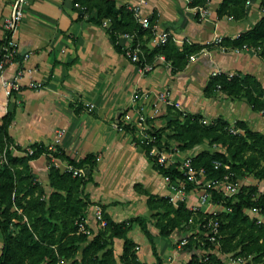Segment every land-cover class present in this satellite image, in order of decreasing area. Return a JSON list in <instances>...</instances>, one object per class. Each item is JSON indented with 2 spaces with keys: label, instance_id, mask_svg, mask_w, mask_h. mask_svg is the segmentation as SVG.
<instances>
[{
  "label": "crops",
  "instance_id": "1",
  "mask_svg": "<svg viewBox=\"0 0 264 264\" xmlns=\"http://www.w3.org/2000/svg\"><path fill=\"white\" fill-rule=\"evenodd\" d=\"M115 1L127 7L138 5L143 16L154 17L158 28L187 42L201 44L202 48L195 53V59H188L183 68L174 72L159 62L152 71L141 74L123 52L114 48L105 27L79 16L73 0H27L15 33L19 52L3 72L7 78L19 76L21 88L6 96L0 84V125L2 117L13 111L8 131L14 143L22 147L34 142L56 145L75 160L94 153L95 164L84 184V192L93 202L86 211L87 222L93 225L95 206L116 222L141 215L148 220L161 264H185L192 250H196L195 241L187 248L177 243V233L158 234L152 217L156 209L147 204L148 197L168 196L171 189L138 144L136 107L131 105V95L134 90L142 93L167 87L185 111L200 112L207 118L219 115L228 120L246 118L250 126L251 123L263 126L258 117L260 112L252 111L250 117H243L247 106L243 98L231 99L216 88L205 92L204 87L217 70L250 73L264 84V60L254 49L222 50L212 41L216 35L234 37L249 28L246 19L217 18L215 9L221 0L209 1L210 13L204 21L196 18L187 0ZM13 6L14 0H0V40L2 22L12 13ZM261 12L257 1L252 0L248 16L253 22L249 23L253 25ZM124 42L125 38L119 35L118 44L122 46ZM25 52H30L26 58ZM30 80L42 82V87H27ZM152 99L139 100L149 116ZM87 103L93 104L92 110L87 109ZM165 113L164 108L162 118L168 119ZM157 120L152 125L163 122ZM60 127L65 132L55 144V131ZM46 160L42 154L30 161L33 175L37 179L40 176L44 184ZM194 195L188 193L187 200L194 201ZM128 235L136 242L138 259L153 264L156 259L150 241L140 226L133 223ZM117 242L120 247L114 249L119 256L122 241L115 238L114 245ZM140 243H145L142 254Z\"/></svg>",
  "mask_w": 264,
  "mask_h": 264
},
{
  "label": "trees",
  "instance_id": "2",
  "mask_svg": "<svg viewBox=\"0 0 264 264\" xmlns=\"http://www.w3.org/2000/svg\"><path fill=\"white\" fill-rule=\"evenodd\" d=\"M248 0H221L215 9L217 18L243 20L249 13ZM262 10L254 24L242 30L234 37H223L222 43L228 48H242L244 44L254 47L264 60V0H256ZM73 3L84 5L90 14L87 19L101 24L107 18L110 21L107 33L117 51H122L118 44V33H135L136 38L146 42L151 37V30L141 29L133 11L126 5H117L115 0H73ZM189 6L206 5L208 0H190ZM79 16L83 17L79 10ZM154 17L150 22L154 23ZM2 39L0 40V42ZM201 44L184 41L177 43L174 39L157 47L144 46L146 59L151 61L158 53H164L171 64V72L183 68L189 55L198 52ZM220 85L232 96L242 97L253 111L264 108V84L253 74L235 73L230 79L224 73L211 75L204 87L210 92ZM175 109V110H174ZM13 111H8L2 117L0 125V151L5 153V162L0 164V264H149L138 259L136 242L128 235L133 223L140 226L151 244V252L155 256L153 264H161L153 240V234L148 227V220L136 216L122 222H116L104 212L106 224L98 229L92 237L86 231H79L78 222L85 218L86 211L93 202L84 192V184L90 179L91 170L95 164V154L87 153L77 160L68 157L60 147L55 151H47L43 143L34 142L28 147L34 148L33 153H23L26 147L14 143L9 134L8 126ZM169 115L163 126L154 127L150 134L159 148L171 149L172 143L181 149H191L196 145L206 144L208 147L198 150L192 158L193 165L204 168L205 179H220L225 174L231 181H236L242 175L240 170L250 169L256 183L242 184L238 192L232 196H223L211 190L214 203H221L226 209L219 212V251L222 254L243 257L240 264H264V217L261 219L252 215L250 209H258L264 216V132L253 129L242 119L228 120L217 116L209 124L202 123L204 116L200 112H188L173 106L165 107ZM233 124L241 127L242 134H233L228 128ZM12 144L13 149L8 145ZM217 145L220 149H212ZM145 153L149 154L151 143L141 144ZM17 150V151H14ZM222 149V150H221ZM46 156V183L37 179L32 173L30 161L37 159L43 152ZM51 156L62 158L75 166L87 168V177L72 176L63 172L51 160ZM221 162L215 167L214 161ZM162 175L172 180L183 178V174L175 165L160 167L153 162ZM228 165V169L225 167ZM194 187L186 182L185 190ZM210 189V188H209ZM189 201L179 199L175 204L167 196L147 198L150 208L156 209L152 214L158 234L169 236L177 233L180 238L188 236L185 244L190 248L192 228L188 219L191 212ZM199 212L197 217L202 218ZM189 231L191 232L188 235ZM115 238L120 239L121 252L116 256ZM214 247L206 243L204 246ZM206 255L192 250L190 259L185 264H224L215 252Z\"/></svg>",
  "mask_w": 264,
  "mask_h": 264
},
{
  "label": "built area",
  "instance_id": "3",
  "mask_svg": "<svg viewBox=\"0 0 264 264\" xmlns=\"http://www.w3.org/2000/svg\"><path fill=\"white\" fill-rule=\"evenodd\" d=\"M190 0H187L189 2ZM209 1L206 5H197V6H189L191 9L194 10V14L196 18H198L201 21L207 20L209 17ZM27 0H14V6L12 13L6 17L2 22V29H3V36L2 41L0 42V84L3 89V93L6 96H11L13 91H17L21 88L20 83V77L19 76H13L10 78L4 77L3 72L6 68V66L11 63L14 60L15 55L19 52L18 45L15 39V33L18 29V26L20 22L23 19L24 15V8L26 6ZM250 3V1H247V5ZM75 7L78 8L81 12L83 17L87 18L90 14L88 13L86 7L84 5H81L79 3H75ZM129 9L133 11L134 18L138 24V26L141 29H149L151 30V37L148 41H144L143 38H136L135 33L130 32H122L118 33V36H123L125 38V42L122 45V51L123 54L136 65L138 71L141 74H145L147 72L152 71L155 68V65L159 62L165 63V65L171 67L170 61L166 59L164 53H158L154 56V58L151 61H148L146 59V54L144 51V46L149 45L152 47L162 46L164 45L169 38L174 39L177 43H183L185 40L179 39L175 37L170 31L160 29L156 26L155 23L150 22V18L147 16H143L139 10L138 5H131L129 6ZM229 19H231L229 17ZM110 24L109 19L105 18L102 20L101 25L105 28H108ZM223 36L216 35L213 38V42L218 44L220 49L224 50L227 49L225 45L222 43ZM254 49V47L244 44L242 48H233L236 51H239L240 49ZM257 51V50H256ZM30 55V52H25L24 57H28ZM189 60L195 59V53L189 55ZM21 71H19V74ZM224 73L226 75L227 79H230L235 75L236 72L232 71H221L217 70L214 71L212 75H220ZM27 87L29 88H40L42 87V82L36 81V80H30L27 84ZM217 87L219 88L220 85L218 84ZM146 97L147 99H152V104L150 105L151 109V117H156L159 114H162V111L164 108L168 105L173 106L177 109L184 110L182 107V104L174 99V97L171 94V91L169 88L164 87L158 91H142V93L134 90L133 94L131 95L130 102L132 106H135L136 109V118H137V131L139 135L140 142L145 143H151L150 149H149V158L152 160V162H155L160 167H169L171 165H175L176 168L183 174V178L176 177L175 179H171L167 175H163L166 183L169 185L171 189V194H169L167 197H169V200L172 203H176L179 199H187L188 193H197L196 199L194 201H190L188 203V209L191 212V216L188 219V223L190 225L197 224V232L198 234H195L192 236L193 239H197L198 243L195 242L196 250L198 252H201L206 255L205 259H207V255L209 252H215L220 257H225L229 259V264H240L243 262V257L241 256H230V253L222 254L219 251L220 242H219V212L221 210L226 209L221 203H214L211 199L212 192L216 191L220 193L223 196H232L236 194L240 188L239 181H231L228 177V174H225L220 179H212L210 181L205 179V171L204 168H197L193 165V155L194 153H188L184 154L183 157L179 160L176 158V150H178L177 147L173 146L171 149L167 150L164 148H159L157 144L154 143V138L150 134V128L148 126V123L146 121L147 116V110L146 107L143 105V102H140L139 100ZM87 109L92 110L93 104L87 103ZM262 114H264V108L262 109ZM202 123L209 124L213 120L212 119H201ZM120 129V127L118 126ZM229 132H232L233 134H242L244 130L241 127H237L233 124L230 125L228 128ZM65 132L64 127H60L56 129L55 131V137H54V143L57 144L60 142L62 135ZM9 148L13 149V145L9 144ZM57 149L56 145H48L47 151H55ZM214 149H220L219 146L213 145ZM222 150V149H221ZM14 151H17L14 149ZM34 148L26 147V150L23 151V153H33ZM45 151L42 154L48 155V152ZM41 154V155H42ZM5 153L4 151H0V164L5 162ZM60 158H55L51 156V160L55 163L56 166L60 168L63 172H68L72 176H79V177H87V168L83 166H75L73 164H70L68 162L62 163ZM58 160V161H57ZM221 162L218 160L214 161V166H220ZM225 167L228 169V165H225ZM186 182H191L194 184V187L190 189L189 191L185 190ZM210 188V189H209ZM95 219L100 224V226H104L106 224V220L103 217V211L102 208L99 206H95ZM199 212L204 213V216L202 218L197 217V221L194 219V216H197ZM250 212L256 213V217L261 219L264 217L261 213H259L258 209H250ZM79 231H86L88 232V229L85 225L84 220H80L78 222ZM193 233V232H192ZM191 232L189 231L188 235H190ZM188 242V236H183L180 238V240L177 242L181 246H185V244ZM206 243L213 245L214 247H204ZM2 245V244H1ZM0 245V248H1ZM135 248H138L137 246ZM58 264H62L61 262Z\"/></svg>",
  "mask_w": 264,
  "mask_h": 264
},
{
  "label": "rangeland",
  "instance_id": "4",
  "mask_svg": "<svg viewBox=\"0 0 264 264\" xmlns=\"http://www.w3.org/2000/svg\"><path fill=\"white\" fill-rule=\"evenodd\" d=\"M249 14V13H248ZM244 19H246L245 21H247L248 23V27H251L252 26V24L251 23H249V21H252V19H251V17H249L248 15L244 18ZM253 22V21H252ZM250 24V25H249ZM254 24V23H253ZM242 31V30H241ZM241 31H239L237 34H239ZM216 89H218V91H220L222 94H224V95H228V96H230V98L231 99H241L242 97H236V96H232V95H230L229 93H228V91L226 90V89H222V87H216ZM243 101L244 102H246L247 103V101L243 98ZM247 106H246V112H245V114H243V117H250V115L252 114V109H251V106L247 103L246 104ZM175 110V109H174ZM262 111V110H261ZM261 111H255V112H260L259 114H258V117H259V119L261 118V121L263 122V126H260V125H255L254 123H251V128H253V129H258V130H260V131H262V132H264V114H262V112ZM248 114H249V116H248ZM165 115V114H164ZM166 116V115H165ZM220 116V115H219ZM163 117V114L161 115V114H159L158 116H154V117H151V116H147V119H146V121H147V123H148V126L150 127V128H153L154 129V127H161V126H163L164 128H165V130L166 131H169V129L167 128V127H165L166 125H165V123H166V121H167V119H163L162 118ZM217 116H213V117H210V118H207L206 116L204 117V118H206V119H214V118H216ZM258 117H256L255 118V120H257L258 121ZM162 119L161 121H163L161 124H158L157 126H154V125H152V123H154L155 121H158L157 119ZM233 120V119H232ZM243 121H245L247 124H249V122L246 120V118L245 119H242ZM261 122V123H262ZM156 124V123H155ZM138 141V144H142V142H140V140H137ZM173 146H175V147H177L178 148V150H176V158H178L179 160L181 159V157H183L184 156V154H186V153H194V152H196V151H198V149H199V147L198 146H200V145H196V146H194L193 148H191V149H181V148H179L177 145H176V143H172V146L171 147H173ZM200 147H202V148H206V147H208L206 144H201V146ZM241 171V173H243L242 175H240V177L238 178V181H239V184L240 185H242V184H251V183H256V179L254 178V176L252 175V171L250 170V169H245V170H240ZM32 173L34 174V172H33V167H32ZM40 176H38V178H39ZM43 177V176H42ZM41 177V179H43ZM261 189H263L264 190V185L262 184L261 186ZM198 193V192H197ZM197 193H195V195L194 196H196L197 195ZM94 209H95V207H93V221H94V223H93V225L90 223V222H87V219H86V216H85V218L83 219L84 220V222H85V225H86V227H87V229H88V233H89V235H90V237H92L93 235H94V233H96L97 231H98V229H100V228H102L103 226H100V224L96 221V219H95V211H94ZM251 214L252 215H254V216H257L256 215V213H252L251 212ZM193 230H192V232H197V228L196 227H194V228H192ZM132 236L135 234V229H133L132 230ZM178 241H179V237H178ZM193 241H195V242H197L198 243V241H197V239H193ZM115 249H116V251L119 249V247H120V244H119V242H117L115 245ZM140 250H139V254H142L143 253V251H144V248H145V243L143 244V243H140ZM136 247V246H135ZM135 249H137V248H135ZM146 251H148V250H146ZM118 254V253H117ZM230 256H234V255H232V254H229ZM117 257H118V255H117ZM221 259L223 260V263L224 264H229L230 262H229V259L228 258H225V257H221Z\"/></svg>",
  "mask_w": 264,
  "mask_h": 264
}]
</instances>
